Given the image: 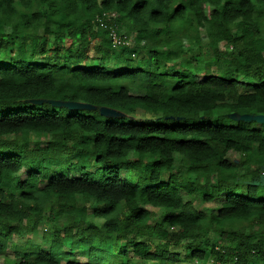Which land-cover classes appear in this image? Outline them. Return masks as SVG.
Masks as SVG:
<instances>
[{
	"label": "trees",
	"instance_id": "obj_1",
	"mask_svg": "<svg viewBox=\"0 0 264 264\" xmlns=\"http://www.w3.org/2000/svg\"><path fill=\"white\" fill-rule=\"evenodd\" d=\"M122 27L131 44L113 43ZM200 28L217 55L196 80L181 41L199 46ZM263 116L264 0H0V253L52 227L3 264H264ZM31 133L48 143L31 147ZM180 190L218 204L196 209Z\"/></svg>",
	"mask_w": 264,
	"mask_h": 264
},
{
	"label": "rangeland",
	"instance_id": "obj_2",
	"mask_svg": "<svg viewBox=\"0 0 264 264\" xmlns=\"http://www.w3.org/2000/svg\"><path fill=\"white\" fill-rule=\"evenodd\" d=\"M210 9H211L210 7L206 6L205 12L209 13ZM114 14L115 13H113V12L107 13L106 17L107 18L109 17V19H110V17L112 18L114 16ZM116 34H117L118 38L120 39V43H117L115 40H112L113 43H115V44H118V45H120L122 43L131 44L133 42L134 34L133 33H126L124 27H122L121 31H116ZM199 36H200V43L198 44L199 46H196V45L189 46V44L185 38L182 39L181 44H182L183 48H188L189 52L187 53V56H189V55L192 56V59H193L192 61H193L194 67L196 68L195 69V79L196 80H203L204 74H203V72L198 73V70L203 68L204 64L207 62V60L209 58L215 57L217 54H214L211 49L206 47L208 39H207V36H206V34L202 28H200ZM51 41H52V37H49V42L46 43V47L50 50V52L54 48V45L52 44ZM64 43H67V41H64ZM230 48H231V42L230 41L221 42L219 44V52H218L220 54H218V55L221 56V54H224V52L230 50ZM139 55L140 56L142 55L141 52L138 53V56ZM7 57H8L7 53H5V55H3V54L1 55V58L4 61H5V59H7ZM185 60H186V56L181 55L179 57H175V58L168 60L166 62V64H167V66L172 67L175 70L176 69H182V67H184V66H182L181 62H183ZM117 68H119V67H117ZM239 89L245 90L248 88H245V87L239 85ZM132 92H134V91H132ZM70 111L74 112V109L72 108ZM103 113H105L106 115L108 114L111 117L120 116L118 111H116L114 109L104 108ZM229 118H230V120L228 122L229 124H236L237 120H236L235 114L229 113ZM263 123H264V116L262 118H260V120L257 123V126L261 127ZM48 141H49V137L46 135H42V134H38V133H31L30 134V146L31 147L46 145L48 143ZM226 156L230 162L238 165L240 167V171H242V167L239 163V160H240L239 154L237 152L230 150V151H228ZM129 158L132 160L136 159L135 153L131 152L129 154ZM98 168H99V165L97 163H95L94 160H92L90 166L88 167V170L95 171ZM184 168H185V163L183 161V158L179 155H175V159H174V163H173V167H172L171 171L173 173L179 174L184 170ZM134 174H135V172H133L131 174L133 178H134ZM129 175L130 174L128 173L127 170H121L120 171V176L122 178H127V177H129ZM262 175H264V170H262ZM18 176L20 178H23L25 176V169H21L18 173ZM164 180H165V176L163 175L162 181H164ZM180 195L184 200H191L193 206L196 209L206 210V212H209L210 210L213 211V209L215 208L214 206L218 204V202H212L209 204H204L199 197H197V196L190 197L183 190H180ZM221 200H222L221 198L217 199V201H221ZM90 205L91 206L88 207V211L90 213L88 216V220H92V221L96 222L97 224H101V222H102L101 219H99V218L95 217L93 214H91V212H92L91 210L93 209V206H94V203L92 200L90 201ZM145 207L147 209L152 210V211H156L157 214H159L161 212V209H155V208H151L149 206H145ZM51 229H52V227L50 225V222H48L46 219H44L38 223L35 233H31V231H29L27 229L26 231H22V233L19 232V233L14 234L13 240L10 242L9 247L6 249V251L4 253H0V264L5 263L7 260L11 261V260H17L18 259V257H16L14 254V248H13L14 245L24 246V244L27 242L28 239H30V238L31 239H35V238L39 239V238H41L43 233L49 234ZM145 237H144L145 239H149V236H145ZM207 237H208V240L210 243L219 241L218 238L213 237L212 233H210ZM65 244H66V247H68L69 242L66 241ZM185 244H186V242L182 241L177 246L172 247L171 249L173 251L179 252L181 254V256H184L185 249H186ZM41 245L45 249L48 248V244H46L44 242H41ZM201 246H203V245H201ZM201 246L198 245V247H201ZM74 252H75V255H76L78 260L83 261V262L85 261L81 250H74ZM117 260L120 261L119 259H117ZM211 261H212V258H209L208 261H206V262L190 260V262L182 261L181 264H212Z\"/></svg>",
	"mask_w": 264,
	"mask_h": 264
},
{
	"label": "built area",
	"instance_id": "obj_3",
	"mask_svg": "<svg viewBox=\"0 0 264 264\" xmlns=\"http://www.w3.org/2000/svg\"><path fill=\"white\" fill-rule=\"evenodd\" d=\"M111 37H112V40H115L117 43H120V39L118 38V36L114 30L111 31Z\"/></svg>",
	"mask_w": 264,
	"mask_h": 264
}]
</instances>
